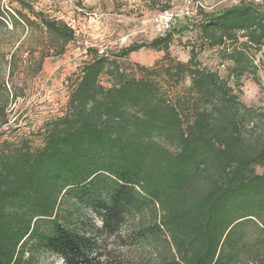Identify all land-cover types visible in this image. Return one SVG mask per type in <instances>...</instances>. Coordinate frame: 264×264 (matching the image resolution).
Instances as JSON below:
<instances>
[{
	"label": "trees",
	"instance_id": "trees-1",
	"mask_svg": "<svg viewBox=\"0 0 264 264\" xmlns=\"http://www.w3.org/2000/svg\"><path fill=\"white\" fill-rule=\"evenodd\" d=\"M16 1L27 25L64 44L74 39L68 22ZM198 28L234 62L232 74L256 71L250 51L264 47L259 4L204 11ZM175 33L113 55L95 50L64 114L48 120L43 145L0 150V264H43L46 254L93 264L96 236L124 239V230L129 243L157 253L129 264H264V133L252 140L244 131L258 114L202 65L194 46L187 61L173 57ZM142 48L163 51V60L136 63L139 75L129 74L120 59ZM187 78L188 88L172 94ZM7 105L0 100V125L10 119Z\"/></svg>",
	"mask_w": 264,
	"mask_h": 264
},
{
	"label": "rangeland",
	"instance_id": "rangeland-1",
	"mask_svg": "<svg viewBox=\"0 0 264 264\" xmlns=\"http://www.w3.org/2000/svg\"><path fill=\"white\" fill-rule=\"evenodd\" d=\"M36 11L63 20L75 29L74 39L64 44L63 38L38 25H27L18 16L16 0H1L7 26L0 29V100L8 98L9 121L0 125V150L28 141L33 149L44 143L49 119L64 114L70 91L79 79L83 65L95 50L108 45L113 55L122 46L151 40L164 35L156 29L152 18L165 8H178L189 2L192 15L178 20L170 51L177 60L187 61L194 46L203 66L216 70L227 79L239 99L251 107L254 115L244 129L252 140L264 133V47L250 54L257 66L237 77L231 72L234 62L224 59L221 47H209L200 37L198 25L203 12H219L243 3L259 4L264 0H29ZM203 11V12H202ZM34 17V15H31ZM186 26V27H185ZM185 27V28H182ZM63 47V53L57 52ZM164 52L142 48L121 58L129 74L139 75L136 63L154 66L163 60ZM101 81L109 85L103 74ZM187 78L170 88L172 94L185 91ZM246 125V124H245ZM262 172V167L257 166ZM96 225L100 221L96 220ZM118 236H96L89 258L93 264H129L139 257H156L150 246L129 243ZM132 242V241H131ZM43 264H65L62 259L46 254Z\"/></svg>",
	"mask_w": 264,
	"mask_h": 264
},
{
	"label": "built area",
	"instance_id": "built-area-1",
	"mask_svg": "<svg viewBox=\"0 0 264 264\" xmlns=\"http://www.w3.org/2000/svg\"><path fill=\"white\" fill-rule=\"evenodd\" d=\"M194 12L190 9L189 2L178 8H165L156 14L151 20L158 32L164 34L172 30L178 20L192 15ZM100 55L108 54V45L98 48Z\"/></svg>",
	"mask_w": 264,
	"mask_h": 264
}]
</instances>
